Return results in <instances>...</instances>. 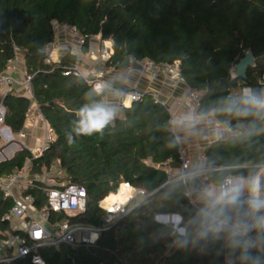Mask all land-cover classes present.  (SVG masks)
<instances>
[{"label":"trees","instance_id":"obj_1","mask_svg":"<svg viewBox=\"0 0 264 264\" xmlns=\"http://www.w3.org/2000/svg\"><path fill=\"white\" fill-rule=\"evenodd\" d=\"M55 21L75 26L86 36L101 34L102 40H111L114 55L108 65L117 69L125 68L131 58L162 64L181 61L183 85L201 94L198 114L236 131L205 149L208 178L224 171V165L247 175L264 164V117L236 118L219 109L226 100L241 96L231 94L241 86L264 93V0H0V73L14 57L15 46L28 49L26 66L34 76L35 98L56 133L50 149L33 159L31 174H43L59 164L64 180L88 194L87 212L70 221L93 227L102 226L106 214L100 203L120 185L129 183L149 196L147 203L102 232L94 246L41 249L44 264H224L226 256L242 264L240 249L230 247L226 237L194 240L157 222L160 215L187 220L194 206L184 185L168 183L165 164L180 165L179 143L171 131L168 108L153 96L117 115L103 135L72 133L74 143H67L66 133L78 119L79 108L104 100V95H96L84 79L64 76L63 66L74 64V56L67 54L56 65L45 63L46 48L55 39ZM248 51L256 66L248 69L247 79L233 78ZM0 102L8 111L6 125L18 134L29 98L10 93ZM239 123L243 128H237ZM29 159L28 150L18 151L0 164V178L21 170ZM36 184L27 193L43 207V184ZM12 205L0 193L1 236L13 233L3 220ZM252 253L259 254L255 248ZM13 264L33 263L25 258Z\"/></svg>","mask_w":264,"mask_h":264},{"label":"built area","instance_id":"obj_2","mask_svg":"<svg viewBox=\"0 0 264 264\" xmlns=\"http://www.w3.org/2000/svg\"><path fill=\"white\" fill-rule=\"evenodd\" d=\"M53 30L55 39L45 51L47 65L59 64L61 52L65 51V55L74 56V64L63 66L64 76L84 79L93 89L98 85L107 84L108 88L102 95L106 96L110 92L116 94L118 96L116 108L120 113L131 108L135 103L143 101L148 95L153 96L157 102L168 108L171 131L175 137L179 136L177 129L173 126L177 115L166 101L160 99L157 89L166 87L171 92L181 89V85L184 83L181 74V61L162 64L150 59L138 61L131 58L125 68L117 69L108 65L114 55L111 40H102L101 34L86 36L77 27L57 21L53 22ZM63 46L66 47L64 51ZM14 52V57L9 61L5 70L0 73V97H5L10 93L16 95L17 90L22 89L23 94L29 98L30 105L24 128L15 134L6 125L8 111L3 102H0V155L7 147L17 145L22 150H28L32 154V159L27 160L21 170L15 171L6 178H0V193L5 199L11 200L13 204L3 218L4 221L11 224L13 233L8 235L1 233L4 236L0 235V264H13L25 258H30L33 264H44V260L39 254L41 249L58 248L62 245L75 248L94 246L102 232L130 214L139 205L147 203L149 196L144 190L136 189L131 184L125 183L120 185L114 193L119 195L123 186L129 187L130 195L125 203L108 207L101 206L104 200L100 203V207L106 212L102 226L93 227L70 221V218L87 212L88 194L82 186L64 180L65 174L59 164H56L50 171H44L43 174H31L33 159L42 157L50 149L56 140V133L35 98L32 86L34 76L26 66L28 49L15 46ZM122 75L127 77L137 75L136 85L127 89L117 88L115 81ZM233 78H235V74ZM142 81L147 84L146 90L139 88ZM261 84L264 86V76ZM245 89L252 90L251 87L241 86L240 95ZM200 102L201 94L191 90L176 98V104L182 111L187 109L189 103H192L193 114L203 119L204 116L197 112ZM37 123L42 125L44 135L40 147L33 149L26 144V140L29 137L28 128L34 127ZM217 124L220 123L216 119L212 121L214 127ZM220 125L224 130H231L230 126ZM178 143L181 162L177 173L169 167L170 162L165 164L169 176L168 183L175 181L180 171L193 167L188 153L189 142L179 139ZM203 160H205V156ZM259 171L264 173V167H260ZM203 179L209 178L204 177ZM36 183L43 184L40 186L46 199V205L43 207H38V199L27 193L35 188ZM184 187L189 199L193 196V186L188 184ZM59 215H64L68 219L57 220ZM165 216H168V219ZM156 220L161 224L171 225L174 233L180 234L177 228L172 225L179 222L178 215H160L156 217ZM224 264L235 263L230 256H226Z\"/></svg>","mask_w":264,"mask_h":264},{"label":"clouds","instance_id":"obj_3","mask_svg":"<svg viewBox=\"0 0 264 264\" xmlns=\"http://www.w3.org/2000/svg\"><path fill=\"white\" fill-rule=\"evenodd\" d=\"M107 88V84H101L93 92L102 95ZM219 111L236 118L264 117V93L245 89L239 98L226 100ZM76 116L71 132L66 133L69 145L74 143L72 133L78 137L103 135L116 118V109L103 100L93 101L83 104ZM201 122L202 117L186 113L177 116L173 126L177 131L191 133ZM212 134L217 140L222 139L224 129L217 124ZM176 139L179 141L180 137ZM221 167L224 171L211 174L207 180L203 179L209 176L206 165L196 164L177 174L178 185L193 186L189 199L194 212L187 220L180 217L175 227L181 236L190 235L194 240L215 239L224 234L230 247L240 249L242 264H264V173L253 169L243 175L230 165ZM253 248L259 254L253 255Z\"/></svg>","mask_w":264,"mask_h":264},{"label":"crops","instance_id":"obj_4","mask_svg":"<svg viewBox=\"0 0 264 264\" xmlns=\"http://www.w3.org/2000/svg\"><path fill=\"white\" fill-rule=\"evenodd\" d=\"M63 51L65 50V46H63ZM65 51L61 52V55L59 56L60 59H62L63 57H65ZM138 80L137 75H132V76H120L119 79H117L115 81V85L117 88H129V87H133L136 85V82ZM181 89L175 91V92H171L170 89L163 87V88H159L158 93L160 96V99L166 101L171 108L173 109L174 113L177 116L186 114V113H193V104L189 103L187 105V109L186 110H181L177 104H176V98L181 97L182 95H184L185 93H187L188 91H190L187 87H185L184 85H181ZM139 88L142 90H146L147 89V84L145 81H142L139 85ZM238 88L234 89L232 91V96L233 97H237L235 96L238 95L240 96V92H238ZM24 91L22 89H18L17 90V94L16 95H21L23 94ZM106 103L112 105L115 107L116 109V116L120 115V112H118L117 108H116V102L118 101V96L112 92L107 93L106 96L104 95V100ZM215 120L214 117L212 116H208V117H204L202 119V122L196 125V128L194 131H192L191 133H185V132H180L179 133V137L181 140H186L189 142V147H188V153L189 156L191 158V162L192 165H196V164H201L204 165V151L205 149L211 145L212 143H215L217 141H221V140H226L228 138H230L231 136H233L234 134H236V131H234L233 129L231 130H224V136L222 139L217 140L215 138V136L212 134L213 133V129L215 128L212 125V121ZM233 130V131H232ZM28 134L29 137L26 140V144L29 145L30 147H32L33 149H37L38 147H40V145L42 144V139H43V130H42V125L40 123H37L34 127H30L28 128ZM22 150L21 148H19L17 145H11L9 147H7L5 149V151L0 155V164H1V160L4 159L6 161L11 160L15 154ZM9 156H11V158H9ZM5 162V161H4ZM169 167L175 172H178L179 166L174 165L173 163H169ZM108 200H105V202L101 203V206L103 207H107L108 204ZM113 205V204H112ZM220 238H225L226 236L224 234H221L219 236Z\"/></svg>","mask_w":264,"mask_h":264},{"label":"water","instance_id":"obj_5","mask_svg":"<svg viewBox=\"0 0 264 264\" xmlns=\"http://www.w3.org/2000/svg\"><path fill=\"white\" fill-rule=\"evenodd\" d=\"M256 66V59L253 56V53L251 51H248L243 59L240 60V62L235 67V78L240 79H247V71L249 68H254ZM237 128L241 129L243 128V124L239 123L237 125ZM11 158V156H9ZM4 159L1 160V163H3ZM168 219V216H165ZM180 219V217L178 216Z\"/></svg>","mask_w":264,"mask_h":264},{"label":"rangeland","instance_id":"obj_6","mask_svg":"<svg viewBox=\"0 0 264 264\" xmlns=\"http://www.w3.org/2000/svg\"><path fill=\"white\" fill-rule=\"evenodd\" d=\"M234 72H235V69L233 70V72H232V75L234 76ZM240 88L241 87H239L238 88V92H240ZM235 96H238V95H236L235 94ZM107 199H109L108 200V204L109 205H107V207L108 206H110V205H115V204H122V203H125V202H123V198L122 197H118V196H116L115 194H112V195H110ZM107 199H105V200H107ZM105 200L103 201V202H105ZM174 227H175V225L174 224H172Z\"/></svg>","mask_w":264,"mask_h":264},{"label":"bare ground","instance_id":"obj_7","mask_svg":"<svg viewBox=\"0 0 264 264\" xmlns=\"http://www.w3.org/2000/svg\"><path fill=\"white\" fill-rule=\"evenodd\" d=\"M115 195L118 196V197H122L123 198V202H125L128 199L129 195H130V188L127 187V186H123L121 191H120V194L119 195L115 194Z\"/></svg>","mask_w":264,"mask_h":264}]
</instances>
